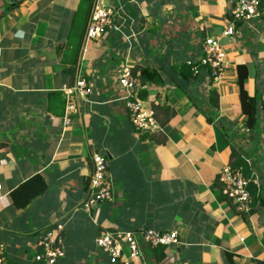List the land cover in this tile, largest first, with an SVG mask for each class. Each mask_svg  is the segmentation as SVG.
<instances>
[{"label":"crops","instance_id":"1","mask_svg":"<svg viewBox=\"0 0 264 264\" xmlns=\"http://www.w3.org/2000/svg\"><path fill=\"white\" fill-rule=\"evenodd\" d=\"M94 1L0 0V246L6 262L46 264L34 260L42 251L37 236L59 227L65 254L54 264H262L264 0L261 17L238 23L232 37L222 32L237 0H103L119 8L115 25L83 50ZM206 36L225 52L223 74L209 82L202 69L183 79L180 68L197 60ZM122 65L160 75V84L139 76L145 86L138 92L157 123L171 113L159 130L138 132L130 122L116 81ZM77 77L91 90L63 125L61 89ZM240 78L258 101L252 130L241 126ZM210 89L218 95L217 110L208 104ZM222 132L245 150L262 200L247 213L223 193L218 173L230 165L231 146ZM94 151L107 160L113 199L86 213L81 205ZM37 173L45 190L19 207L39 182L16 198L11 192ZM145 229L175 232L176 242L141 244L132 258L124 246L115 263L95 245L103 231Z\"/></svg>","mask_w":264,"mask_h":264},{"label":"built area","instance_id":"2","mask_svg":"<svg viewBox=\"0 0 264 264\" xmlns=\"http://www.w3.org/2000/svg\"><path fill=\"white\" fill-rule=\"evenodd\" d=\"M261 0H237L232 8L231 17L227 20L222 32L224 36L232 37L236 33L238 23H249L260 18ZM117 7L107 5L103 0H95L86 24L83 36V50L91 40H99L109 29L115 25ZM200 65L208 66V76L213 80L219 78L225 69V52L221 44L211 36H206L200 44V55L196 60ZM197 69L193 67V73ZM116 81L124 91V104L128 110V117L138 132L160 129L154 119L153 111L144 105L138 92L144 88L139 74L133 73L128 65H122L116 73ZM91 90L90 84L82 77H77L71 85L64 86L61 91L65 99L63 125L70 122V115L77 112L78 100L87 98ZM92 171L86 197L81 205L89 213L99 204L107 203L113 199L112 184L107 170L105 156L94 151L90 155ZM219 180L223 183V193L230 199L239 212L247 213L251 207V195L247 190L248 180L239 168L225 164L219 170ZM38 245L42 251H36L34 260L54 264L65 254L63 236L60 228L49 229L38 234ZM176 242V233H160L145 229L134 232H121L108 230L101 232L95 238V245L106 255L112 263L122 257L123 247L129 249V257H136L141 244L150 247L169 245ZM0 264H8L0 246ZM264 264V260L262 262Z\"/></svg>","mask_w":264,"mask_h":264},{"label":"trees","instance_id":"3","mask_svg":"<svg viewBox=\"0 0 264 264\" xmlns=\"http://www.w3.org/2000/svg\"><path fill=\"white\" fill-rule=\"evenodd\" d=\"M261 6H262V0L260 3V11H261ZM262 13V12H261ZM205 38V37H204ZM203 38V39H204ZM196 67L197 72L193 73V67ZM176 68V67H175ZM178 68V67H177ZM176 68V69H177ZM239 70H243V72H246V66L245 65H239L238 66ZM242 68V69H240ZM202 69H205L207 73L209 72V67L208 66H203L200 65L196 60L193 62H189L187 64H184L182 68H180V74L183 79H189L191 76H196L198 72H201ZM133 73L139 74L142 80L144 81H150L155 84H160L162 82L160 75L158 72L154 69H148L147 67H142V66H136L135 68L132 69ZM245 73H243L244 75ZM207 80L209 82L211 81V78L209 77ZM239 100H240V106H241V111L242 114L244 115V119L242 121V127L247 130H252L255 127L256 119H257V114H258V101L255 96H250L246 93V91L243 88L242 84V79H239ZM207 101L209 106L213 110H217L218 108V95L216 91L214 90H208L207 91ZM164 106H159L155 107L154 110L156 111L157 109L163 108ZM170 112H168L166 115H164L163 121L160 120L157 117V121L159 124L165 123L167 118L170 116ZM154 117L156 118V114L154 113ZM208 122H212L213 119L211 117H207ZM219 128L221 131L224 129L222 124H219ZM221 139L223 140H228L231 146V153H230V166L234 168H239L241 172L243 173V176L248 180L247 184V190L249 191L251 197H252V204H251V211L254 209L259 208L262 205V200L259 198L256 186L253 183V175H252V170L250 165L248 164L246 157H245V150H243L240 146L235 144L234 142L230 141L229 138L227 137V134H224L222 132L221 134ZM160 140V139H159ZM40 174H34L31 176L29 179H27L25 182H23L19 187L14 189L11 194L13 198H16L17 194H21L25 189H28V191L33 187V184L35 182H39V186L37 190H33L25 199H22L21 203H17L19 207H25L29 201L34 198L35 196L39 195L45 190V182L43 179H41ZM160 248V247H158ZM156 248L155 251L158 249ZM159 253V252H158ZM155 257L157 259H162L164 257V254H155Z\"/></svg>","mask_w":264,"mask_h":264},{"label":"rangeland","instance_id":"4","mask_svg":"<svg viewBox=\"0 0 264 264\" xmlns=\"http://www.w3.org/2000/svg\"><path fill=\"white\" fill-rule=\"evenodd\" d=\"M125 248H127L128 249V247L127 246H125ZM128 252H129V249H128ZM129 254V253H128Z\"/></svg>","mask_w":264,"mask_h":264}]
</instances>
